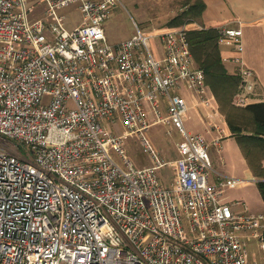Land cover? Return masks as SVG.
I'll use <instances>...</instances> for the list:
<instances>
[{"label": "built area", "instance_id": "2783aa9c", "mask_svg": "<svg viewBox=\"0 0 264 264\" xmlns=\"http://www.w3.org/2000/svg\"><path fill=\"white\" fill-rule=\"evenodd\" d=\"M120 5L0 0V264H264V213L226 196L252 180L213 167L225 133L189 41L203 27L138 29L112 44L105 22ZM71 9L79 20L69 30ZM217 30L219 45L243 49L241 28ZM223 61L241 78L233 104H251L255 72ZM182 91L205 109L211 139L187 128ZM162 123L180 136L171 162L150 138ZM130 136L151 166L128 155Z\"/></svg>", "mask_w": 264, "mask_h": 264}, {"label": "rangeland", "instance_id": "374dc122", "mask_svg": "<svg viewBox=\"0 0 264 264\" xmlns=\"http://www.w3.org/2000/svg\"><path fill=\"white\" fill-rule=\"evenodd\" d=\"M186 2L187 0H121V5L115 9L113 16L105 22L109 42L112 44L122 42L132 37L138 29L147 35L170 30V22L183 10ZM65 12L64 26L71 30L79 20V15L72 9ZM220 113L215 118L218 125L223 129L224 127L227 128L228 133H231L226 117L221 110ZM189 115L191 119L187 122V128L193 132H198L201 129L198 117L194 111H191ZM169 130L173 131L172 135L168 134ZM230 136L233 137L232 134ZM150 138L162 159L171 162L177 158L176 145L180 136L170 125L162 123L153 126L150 130ZM126 151L138 167L152 165L149 156L142 151L135 136L128 137ZM210 155L213 167L217 172L238 179H245L244 177L247 175L249 178L255 179V181L241 187L228 189L226 192L227 201L246 204L248 212L252 214L264 213V200L257 186V182L262 179L255 177L249 168L236 138L233 137L224 141V149L221 154L224 162L221 161L217 148L212 147ZM262 166H264V160ZM246 167L250 170L248 174L245 170ZM160 173L166 185L174 181V172L171 168L167 167ZM237 209L241 210L242 205H237Z\"/></svg>", "mask_w": 264, "mask_h": 264}, {"label": "trees", "instance_id": "16d2710c", "mask_svg": "<svg viewBox=\"0 0 264 264\" xmlns=\"http://www.w3.org/2000/svg\"><path fill=\"white\" fill-rule=\"evenodd\" d=\"M183 10L170 22V30L181 29L187 23H198L203 29L189 30V41L196 65L204 70L209 88L215 94L220 110L226 117L233 137L243 152L264 200V101L244 107L233 104L240 87V76L229 74L222 61L217 28L201 23L206 9L203 0H187Z\"/></svg>", "mask_w": 264, "mask_h": 264}, {"label": "crops", "instance_id": "0c3cea01", "mask_svg": "<svg viewBox=\"0 0 264 264\" xmlns=\"http://www.w3.org/2000/svg\"><path fill=\"white\" fill-rule=\"evenodd\" d=\"M203 1L206 5V9L201 18V23L203 24V26L207 28L231 26L242 29L243 49L239 51L230 44L219 45L222 55V61L224 57L243 59L245 64L255 72L256 86L255 91L251 96V103L264 101V0ZM223 63L225 64V67L229 74H238L237 64L231 61H223ZM182 93L187 98L188 103L191 107L190 112L194 111L199 119V125L201 129L198 130V132L206 134L208 138L211 139V135H213V133H208L204 124L206 116L205 109L197 105V99H195L192 94L186 91H182ZM209 93L210 95L215 96L210 88ZM217 103L218 109L220 111L218 100ZM216 116L218 115H215V118ZM223 130L224 133H226V137L224 136L222 142V150L224 149V141L226 139L233 138L230 136L231 133H228L227 128L224 127ZM245 170L247 174L248 172H250L247 167L245 168ZM244 178L252 180V182L255 181V179L249 178L248 175Z\"/></svg>", "mask_w": 264, "mask_h": 264}]
</instances>
